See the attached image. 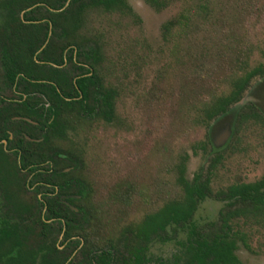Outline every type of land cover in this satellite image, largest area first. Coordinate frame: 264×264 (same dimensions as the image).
Returning a JSON list of instances; mask_svg holds the SVG:
<instances>
[{
  "label": "rangeland",
  "instance_id": "1",
  "mask_svg": "<svg viewBox=\"0 0 264 264\" xmlns=\"http://www.w3.org/2000/svg\"><path fill=\"white\" fill-rule=\"evenodd\" d=\"M121 1L125 7L107 12L84 0L77 33L83 55L96 47L100 51L99 76L115 91L113 120L107 123L94 115L78 119L69 114L66 118L71 126L67 125L60 140L55 137L42 143L43 132L35 135L39 145L31 148L29 161L39 162L43 152L53 171H64L66 176H39L37 180L43 184L35 191L23 190L22 182L18 190L0 180V222L16 221L10 210L15 198L27 203L39 192H49L52 187L47 180L55 187L59 182L68 183L66 192L76 197L61 196V200H71L65 202L76 210L69 228V235L76 239L73 242H81L75 262L80 260V252L89 249L112 248L119 258L127 257V249L136 242L124 234L125 228L139 224L181 195L180 170L187 181L196 173L202 179L210 178V194L193 214L198 232L205 236L219 226L220 212L237 206L227 207V201L221 199L230 185L264 178V126L260 124L239 125L217 153L210 152L208 145L200 147L206 145L207 136L211 138L225 123L232 124L237 112L246 109L245 104L252 101L246 100L247 92L262 76L253 78L240 101L213 119L208 128L199 121L201 100L227 94L232 76L264 65V0L253 8L245 6L246 10L233 17L225 11L224 19L219 18L218 2L210 1L209 13L202 18L195 15L197 0H176L161 10L143 0ZM2 17L0 11V26ZM177 20L180 24L174 25ZM234 49L242 57L238 65H230ZM78 51L75 49L74 59ZM78 59L84 60L83 56ZM202 63L206 64L204 70L199 68ZM65 68L70 76L79 73L70 64ZM2 73L0 64V90L11 96ZM263 89L264 83L254 100L264 99ZM5 155L14 161L10 153ZM26 175L20 172L18 179L23 181ZM60 192L57 187V194ZM39 228L35 227L37 234ZM237 229L247 245L236 243L240 264H264V222L239 220ZM49 236L60 244L64 235L53 232ZM166 237L150 242L147 256L166 264H182L186 232H168Z\"/></svg>",
  "mask_w": 264,
  "mask_h": 264
},
{
  "label": "trees",
  "instance_id": "2",
  "mask_svg": "<svg viewBox=\"0 0 264 264\" xmlns=\"http://www.w3.org/2000/svg\"><path fill=\"white\" fill-rule=\"evenodd\" d=\"M57 1L59 3L58 9H61L66 2V0ZM89 1L92 5L102 7L107 12L117 10L119 5L125 7L121 0ZM143 1L150 7L161 10L176 0ZM197 1L196 16L206 17L209 13L208 3L211 1L220 3L221 9L218 11V15L219 18L224 19L227 16L233 17L234 14L242 12L245 6L253 8L257 5L258 0ZM32 2L49 4V0H21L20 5L22 6L20 8ZM83 2L84 0H72L66 9L51 14L50 21L53 32L57 31L62 34L65 38L64 41H61L58 34L56 42L49 40L46 48L39 55L34 56L47 38V24L25 25V37L17 42L27 52L5 58L10 60V65H6V73L9 75L11 85L14 83L15 77L21 74L17 85L21 87V91L26 97L24 102L15 107L0 109V115L9 116L5 120L10 124L8 128L10 134L17 136L20 129L19 123L12 121L10 117L20 116L23 113L35 121H38L35 119L37 116L45 123L44 129H42L44 135L42 143L55 137L58 140L64 137L65 129L70 123L66 118L69 114L75 115L78 119L82 115H94L95 118L103 119L107 123L113 120L115 91L106 86L99 76L100 51L96 47L90 50L88 56L81 53V40L77 33L81 27L82 14L86 7ZM226 3L227 5H224ZM225 7L227 9L223 10ZM223 12L227 16L222 15ZM189 19L186 18V21ZM16 22L13 25L12 35L18 38V35L23 32L24 26L18 19ZM169 24L173 26L172 22ZM179 24L180 22L177 20L174 25ZM51 48L57 52L50 54ZM70 48L80 50L76 55L77 59H74L73 50ZM67 49H70L68 57L64 53ZM230 55V65H238L242 62V57H238L237 50L234 49ZM78 56H83L84 60L81 61ZM34 58L43 63H37ZM66 63L70 64L72 69L76 70L78 67L80 73L70 76L65 68ZM202 64L199 68L204 70L206 64ZM52 65L57 67L54 68ZM85 65L86 68L83 67ZM256 76H264V65L251 70H244L242 73L232 76L227 94L201 100L199 108L201 124L208 128L213 119L223 115L232 105L238 103L249 87L251 80ZM38 95L40 98L37 97ZM38 100L42 102L40 115L38 114L39 109L35 108L38 105ZM2 120L0 119V121ZM72 123H76V121ZM249 124L264 126V119L255 109L241 108L231 124L232 135L239 125ZM70 126L71 124L68 125V127ZM24 131L32 137L28 128ZM0 138L8 140V135L2 132ZM24 145L22 150L12 153L14 161L6 156L0 147V180L4 184L15 185L20 190L18 174L22 170L27 172L25 179L29 176H44L45 178L66 176L64 171H53L48 164L49 159L43 152L38 165H34L36 161H29L32 155L31 148L39 145V143L24 141ZM207 145L210 152L217 153L219 151L213 147L209 136H207L206 145H200V147L206 149ZM18 146L16 144V147ZM17 160L21 162V166L17 165ZM45 183L54 185L48 180ZM177 183L181 188L179 197L166 202L157 211L146 215L139 224L125 228L124 234L127 233L136 242V246L127 249L129 252L127 257L120 255L119 258L112 248L94 251L89 249L86 253L81 252L82 261L78 264H114V261L117 264H166L160 259L148 257L146 254L147 245L154 239L165 240L168 232L175 234L178 231L186 232L185 260L182 264H240L235 255L236 243L241 241L245 247L247 245L244 235L237 229L238 222L239 220H243V223L246 224L252 221L264 222V178L253 183L230 185L226 192L221 194V199L227 201V207L237 206L224 213L220 212L219 226L207 236L198 232V227L193 222V214L198 203L210 194V178L206 176L202 179L200 173H196L191 181H187L183 178L180 170ZM56 186L61 190L56 196L43 195L41 200L34 198L27 203H23L18 198L11 201L10 210L17 219L16 221L11 219L0 222V264H67L70 254H67L65 249L60 250L59 246L63 243L57 245L51 241L49 235H53V232H57V234L63 232L64 241L70 239L72 236L69 235V228L74 223L73 215L75 212L61 202V196L69 195V192H66L68 183L59 182L56 183ZM52 192H54L53 189ZM65 201L70 202L71 200ZM54 224L58 225L56 229L52 227ZM37 226L40 227L38 234L35 231ZM79 244L80 242L77 241L75 248Z\"/></svg>",
  "mask_w": 264,
  "mask_h": 264
},
{
  "label": "flooded vegetation",
  "instance_id": "3",
  "mask_svg": "<svg viewBox=\"0 0 264 264\" xmlns=\"http://www.w3.org/2000/svg\"><path fill=\"white\" fill-rule=\"evenodd\" d=\"M20 1L21 0H0V11L3 13V17H2V24L0 26V64L2 65L3 68V80H4V85L7 89H9L11 96H7L5 94H3L0 90V109H4V108H9V107H15L19 104H21L22 102H24L26 100V97L23 95L22 91H21V87H19L17 85L19 77H21V74H18L19 76H16L14 79V83L11 85L10 83V79H9V75H7V68L6 65L9 66L10 65V60H6L5 58L14 56V55H22L25 54L27 51L25 48H23L17 41L22 40L25 37L24 34V29H25V25H45L47 24V38L44 42V44H42V46L35 52L34 56H37L41 53V51L46 48L47 43L49 42V40H52L53 42L57 41L58 38V32L56 31L55 33L53 32V28H52V24L50 21V17L51 14H56L58 12L63 11L64 9H66L70 2L72 0H66V2L64 3L63 7L61 9H58V1L57 0H49V4H44V3H39V2H32L27 6H24L22 8H20L22 5H20ZM69 2V3H68ZM68 3V4H67ZM77 5L79 3H76ZM20 13H23V16H19ZM42 13V15H41ZM40 14V15H39ZM39 16V17H38ZM52 18V17H51ZM19 20L22 24H23V32L22 34L18 35V38H16L15 36L12 35V29H13V25H15L16 20ZM39 38H41V36L39 35ZM17 42V43H14ZM15 45L17 46L15 48ZM73 47V46H72ZM73 50V53L75 52L74 48H70ZM57 51H55V49H50L49 53L50 54H55ZM68 50H66L65 56L67 54L68 57ZM34 60L36 61V59L34 58ZM67 61V60H66ZM65 61V62H66ZM39 64H42L43 62L41 61H36ZM66 65L69 66L68 63H66ZM54 68H56V65H52ZM86 68V65L83 66ZM76 71H78L80 73V71L78 70V67L76 68ZM78 73V74H79ZM261 82H257L255 85L251 86L247 92L248 97L246 98V100L248 101L250 98V100H252L251 102L248 101L245 104V107L247 108H252L255 109L264 119V99H262L261 102H258L257 98L254 100V96L256 95L257 90L260 88V85H262L264 83V76H262V79L259 80ZM263 96H264V89H263ZM37 97L40 98V96L38 95ZM11 105V106H10ZM41 105L42 102L40 100H38V105L35 106V108H38V114L40 115V110H41ZM8 115L2 114L0 115V119H3L2 121H0V135L2 134V132H5V134L8 135V140L4 139V138H0V147L1 149L6 153H10L11 156L12 153L14 151H20L22 150L25 145H24V141H28V142H35L38 143V141L40 140L39 137H35V135L37 133H40L42 131V129H44V123L42 122L41 119H39L37 116L35 117V119H38V121L32 120L28 117H26L24 115V113L20 116H13L10 117V119L12 121H17L20 125V129L18 130V135L14 136L13 134H10V130L8 129L10 127V124L6 122L5 119H8ZM29 129V132L32 134V137L29 136V134L25 133V129ZM10 141V142H9ZM16 144H18L19 146L16 147ZM13 146V147H12ZM12 147V149H10ZM39 162H35L34 165H38ZM17 165L21 166V162L19 160H17ZM26 171L22 170L21 173L24 174ZM27 173V172H26ZM29 178H34L35 182H30ZM21 183L22 182V189L23 190H33L35 191L36 188H38L40 185H42L43 183L40 182V179L37 180V177H32L29 176L27 179H24L23 181L20 179L19 180ZM32 184V186H31ZM53 184V183H52ZM48 187H52L50 188L51 190L49 192L46 193H41L39 192V195L36 194V196L34 198L40 199L42 198V196H56L57 195V187H55L54 185H47ZM21 187V186H20ZM52 189L54 190V192H52ZM75 198V195H69L68 198ZM66 197V199H68ZM61 202L63 204H65L66 206H68L70 208V210L76 212V210H74L73 206L68 203L65 202V200H61ZM75 237H71L70 239H68L67 241H64V238L62 240L61 243H63V245L59 246V249H65L67 254H70L69 258H68V262L67 264H78L80 261H82V254L80 252V260H78L77 262H75V256H76V252H78V250L81 249V242L80 244L75 248ZM57 245H60L59 243Z\"/></svg>",
  "mask_w": 264,
  "mask_h": 264
},
{
  "label": "water",
  "instance_id": "4",
  "mask_svg": "<svg viewBox=\"0 0 264 264\" xmlns=\"http://www.w3.org/2000/svg\"><path fill=\"white\" fill-rule=\"evenodd\" d=\"M231 124L225 123L222 128L213 132L211 135V143L214 148L220 149L222 148L228 141L231 136Z\"/></svg>",
  "mask_w": 264,
  "mask_h": 264
}]
</instances>
